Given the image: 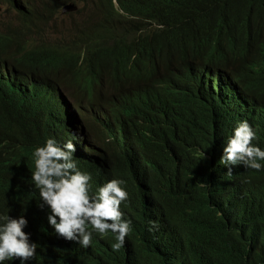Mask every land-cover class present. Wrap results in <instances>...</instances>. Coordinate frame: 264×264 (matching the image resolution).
I'll return each mask as SVG.
<instances>
[{
	"label": "trees",
	"instance_id": "1",
	"mask_svg": "<svg viewBox=\"0 0 264 264\" xmlns=\"http://www.w3.org/2000/svg\"><path fill=\"white\" fill-rule=\"evenodd\" d=\"M117 1L130 16L157 14L167 3L177 16L165 47L171 56L193 52L206 62L198 56L187 61L208 67L218 66L229 50L231 55L244 54L231 77L239 87L248 83L246 88L264 99V59L257 61L264 51L249 58L256 44L264 50V0ZM209 2L219 9H209ZM72 3L96 11L76 23L74 39L48 43L31 36L34 26L55 19ZM0 4L21 18L18 30L0 29V167L12 184L10 190L2 186L0 190L19 203L35 201L30 174L47 172L45 184L52 185L62 200L43 204L70 208L69 215L61 213V220L53 222L33 211L43 213L39 206L31 207L28 230L34 239L28 243L39 254L29 264H264V178L234 185L218 181L208 170L215 156L211 129L201 122L225 99L215 73L207 71L195 81L193 98L181 109L161 107L171 114L180 110L184 119V134L170 151L149 158L119 153L115 163L107 154L89 159L76 151L73 156L52 141L64 140L69 127L78 123L62 85L71 82L68 87L78 100L80 85L87 84L94 72L106 73L119 86L152 76L158 46L142 39L127 43L129 36L118 30L124 18L115 11L113 0H0ZM16 146L22 147L13 154L21 165L17 168L9 154ZM105 167L107 177L115 173L140 181L138 201H146L148 207L127 205L125 212L114 208V223L105 224L102 195L94 194L101 187L99 168ZM76 168L88 175L66 183L64 177ZM76 186L91 195L77 194ZM193 191L203 198L198 212L192 209ZM91 219L98 224L96 231L84 228ZM166 223L180 229H166Z\"/></svg>",
	"mask_w": 264,
	"mask_h": 264
},
{
	"label": "clouds",
	"instance_id": "2",
	"mask_svg": "<svg viewBox=\"0 0 264 264\" xmlns=\"http://www.w3.org/2000/svg\"><path fill=\"white\" fill-rule=\"evenodd\" d=\"M137 1L141 0H130L129 3ZM0 5L5 7L3 4ZM78 5L80 4H69L62 9L61 13L66 15L77 13ZM113 5L118 15L124 18V21L118 25V30L129 36L127 43L142 39L153 46H158L155 51L154 74L119 86L106 73H91L88 83L80 85L81 96L78 100L75 99L74 89L68 87L71 82L66 86L62 85L61 89L67 97L70 110L72 114L77 115L75 119L78 123L75 129L80 134L75 137V129L69 127L64 140L52 139V141L67 154L75 156V152L80 151L85 158L89 159L98 154H107L112 163L117 162L119 153L146 154L149 158L161 152L170 151L178 144L177 139L184 134L182 128L184 119L180 110L174 115L161 107L171 110L178 107L181 109L193 98L195 81L204 76L207 71H212L218 77V87L225 99L221 101L216 111L206 114V118L201 122L208 123L207 127L211 129V144L215 156V162L208 170L218 181L222 182L225 179L234 185L264 178V99L254 96L246 88L248 83L243 88L239 87L238 82L231 77L232 71L239 65L238 61L244 54L241 57L238 53L231 55L229 50V55L226 54L217 63L218 66L209 65L208 67L207 64H194L187 61L198 56L200 60L206 62L193 52L182 56H171L165 47L170 40L169 27L173 25L177 16L167 3L161 6L157 14L148 16L128 15L120 8L117 0H113ZM207 5L211 10L219 9L216 4L209 2ZM69 6H75L76 10L65 12ZM81 14L77 13V15ZM52 20L51 18L50 22ZM129 20H135V22H129ZM50 22L34 26L31 36L36 40L39 39V35L42 34L40 32L48 27ZM124 25L126 29L123 31ZM242 38H244L243 35ZM254 47L256 51L249 55V58L258 56L264 51L260 50V44ZM181 48L180 45L179 54ZM262 59L264 57L257 61ZM95 129L100 130L101 136L95 135ZM13 148L15 149H12V153H9L11 164L16 168L21 167L15 160L18 158L13 154H19L18 150L22 147ZM202 153L211 158L207 152L202 151ZM115 165L112 167L115 168ZM99 169L101 187L94 194L102 195V201L106 206L105 224L114 223L112 213L114 208L125 212L124 207L127 205L134 207L144 203L148 207L146 201H138L140 181L139 183L130 181L115 173L107 177L104 171L107 168ZM45 174L49 177L47 172H31L30 174L36 195L35 201L21 199L23 203H19L0 190V264H29L39 254L38 248L28 243L29 240L34 239V234L28 230L31 207L39 206L43 213L32 210L53 222L55 218L61 220V213L70 214V208L65 210L64 207L43 204L44 201L56 203L57 200H62L52 191V185L45 184L43 179ZM87 175L88 173L76 168L64 178L66 183H73ZM121 179H124L126 186L134 191V197L130 198ZM11 185L7 183L6 174L0 167V186L10 190ZM202 185L205 186L204 182ZM75 192L79 195H91L82 186H76ZM244 197L252 199L247 195ZM202 199L197 192H192L191 204L194 211L198 212L197 208ZM117 224H120L119 221ZM165 227L171 231L180 229L168 223ZM84 228L96 231L98 224L91 219ZM54 236L59 240L56 235Z\"/></svg>",
	"mask_w": 264,
	"mask_h": 264
},
{
	"label": "rangeland",
	"instance_id": "3",
	"mask_svg": "<svg viewBox=\"0 0 264 264\" xmlns=\"http://www.w3.org/2000/svg\"><path fill=\"white\" fill-rule=\"evenodd\" d=\"M78 12L82 13L77 15V13L64 14L61 13L56 19L50 22V25L46 27L39 39L43 42L53 43L60 42L62 40H72L74 39L75 24L80 20H88L89 16L96 14L95 9L90 7H85L83 5H78ZM21 19L15 12L6 9L0 5V29H7L9 26H13L14 30H18ZM94 133L97 137L101 136L100 130L95 129Z\"/></svg>",
	"mask_w": 264,
	"mask_h": 264
},
{
	"label": "water",
	"instance_id": "4",
	"mask_svg": "<svg viewBox=\"0 0 264 264\" xmlns=\"http://www.w3.org/2000/svg\"><path fill=\"white\" fill-rule=\"evenodd\" d=\"M76 10V7L75 6H69L65 9V12H68V11H75Z\"/></svg>",
	"mask_w": 264,
	"mask_h": 264
},
{
	"label": "bare ground",
	"instance_id": "5",
	"mask_svg": "<svg viewBox=\"0 0 264 264\" xmlns=\"http://www.w3.org/2000/svg\"><path fill=\"white\" fill-rule=\"evenodd\" d=\"M75 129V128H74ZM80 133L78 132V130L75 129V137L79 135Z\"/></svg>",
	"mask_w": 264,
	"mask_h": 264
}]
</instances>
